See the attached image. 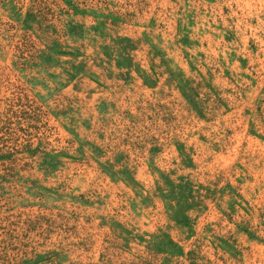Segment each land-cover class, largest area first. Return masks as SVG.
I'll return each mask as SVG.
<instances>
[{"label": "rangeland", "instance_id": "1", "mask_svg": "<svg viewBox=\"0 0 264 264\" xmlns=\"http://www.w3.org/2000/svg\"><path fill=\"white\" fill-rule=\"evenodd\" d=\"M0 264H264V0H0Z\"/></svg>", "mask_w": 264, "mask_h": 264}, {"label": "trees", "instance_id": "2", "mask_svg": "<svg viewBox=\"0 0 264 264\" xmlns=\"http://www.w3.org/2000/svg\"><path fill=\"white\" fill-rule=\"evenodd\" d=\"M35 1V0H34ZM31 9H34L33 5L31 7ZM37 12V11H36ZM37 14V13H36ZM39 14V13H38ZM32 19H35V14L33 15Z\"/></svg>", "mask_w": 264, "mask_h": 264}]
</instances>
